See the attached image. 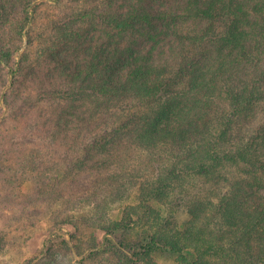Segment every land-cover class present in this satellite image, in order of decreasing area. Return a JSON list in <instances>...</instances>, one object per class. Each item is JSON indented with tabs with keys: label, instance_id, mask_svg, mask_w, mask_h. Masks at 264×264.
<instances>
[{
	"label": "trees",
	"instance_id": "16d2710c",
	"mask_svg": "<svg viewBox=\"0 0 264 264\" xmlns=\"http://www.w3.org/2000/svg\"><path fill=\"white\" fill-rule=\"evenodd\" d=\"M47 3L0 0V205L84 174L49 216L93 231L27 264H264V0Z\"/></svg>",
	"mask_w": 264,
	"mask_h": 264
},
{
	"label": "rangeland",
	"instance_id": "374dc122",
	"mask_svg": "<svg viewBox=\"0 0 264 264\" xmlns=\"http://www.w3.org/2000/svg\"><path fill=\"white\" fill-rule=\"evenodd\" d=\"M47 2V5H44L45 9L50 8V5H56L58 8H61L66 4L67 0H47ZM9 110L7 106H4L3 90L0 89V134L2 135H8L12 127H16V129L19 127L18 125L16 126V122H12L8 119ZM50 149L55 150V147L51 146ZM58 149L53 153L55 156H60L64 153L62 148ZM79 176L80 175H77L78 179L64 180L63 183L57 187L58 192L51 196L52 198L48 197L44 202L36 206L32 205L30 199L35 195L32 190L34 181L25 179L26 181L20 187H15V193L11 192L9 195L10 200H5L0 205V239L4 237L7 246V250L0 253V264H27L28 260L31 258L45 257L50 245L58 247L59 243L64 240L74 244L77 242L75 238L79 235L84 239L90 237L93 231L92 227L84 228L83 232H78L73 225L57 224L51 219V216H49L52 215L53 209L56 208V201L60 204L61 208L62 201L67 199L69 194L72 193V196H76V187L80 188V182L85 181L87 178L84 174H82L81 177ZM56 178H62V173L58 174L56 177L52 176L51 179L46 178L47 184L44 185H47L48 188L51 189ZM189 181L187 185L190 184L195 186L193 179ZM119 205L120 202L111 206L112 215L118 213L120 209ZM62 209L63 212L67 210V208ZM184 215V212H182V214L177 213L181 226H185L183 223L187 219ZM73 233L76 235L75 238L71 237ZM95 234L94 238L96 239L97 237L96 240H99L103 245V252L100 251V253H102L101 256L92 257L90 258V262L87 260V263L91 264V261H94V264H115L116 261L113 260L114 257L112 253L108 251L105 252L104 247L110 243L111 245L117 243V237L110 236L109 239L114 240L111 241L109 239L106 240V236L102 234ZM188 250L190 249H185L183 251L186 253ZM90 251H92V249H88L86 253ZM156 257L161 263H170L174 262L179 257V253L171 249L162 248L156 253ZM80 259L81 257L72 253L66 256V262L68 263Z\"/></svg>",
	"mask_w": 264,
	"mask_h": 264
}]
</instances>
